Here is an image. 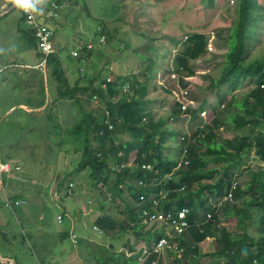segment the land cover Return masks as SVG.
Returning <instances> with one entry per match:
<instances>
[{
	"label": "rangeland",
	"instance_id": "374dc122",
	"mask_svg": "<svg viewBox=\"0 0 264 264\" xmlns=\"http://www.w3.org/2000/svg\"><path fill=\"white\" fill-rule=\"evenodd\" d=\"M47 1L33 0L37 7L39 5V8H44ZM259 1L261 5L258 11L261 13L264 11V0ZM84 2L85 0H72L70 4H67L66 10L68 12L63 15L69 14L66 18L61 16V23H58L59 26L55 24V27H58L51 38L54 46L53 53L57 52L60 55L66 75L72 81L71 84L81 75L88 78L97 75L98 78L94 85L99 84L105 76H111L112 73L116 75L128 74L131 79L133 73L141 71L147 64V60L139 54L144 52L147 57H153L156 62L154 70L150 71L151 77L147 82L145 98L151 100L147 104L148 109H153L157 118L161 114L169 115L173 109L180 107L181 111L179 114L176 113L175 118L171 117L166 120L169 126L173 125L184 134H191L196 127H201L203 131H206L214 110L221 108L224 104L220 101L218 91L203 93L201 85L209 84L208 75L218 73V63L223 60V54L226 51L224 30L226 26L230 25L234 16L235 1L86 0L90 15L85 14ZM115 4H117L116 7L119 12L115 13L116 9L114 8V13H110V6ZM105 7L108 8L106 13H103L102 10ZM125 13H128L126 18L123 17ZM20 15V9L14 8L8 16L0 19V65L8 67L9 70H22L31 67L26 64L24 67L22 64L17 66L6 65V63H34L37 59L33 53V48L29 47L22 38V33L16 32L15 27ZM36 15L38 16L39 12ZM25 27L26 29L31 28L35 34L34 25ZM100 27L104 31H109V36L101 34L104 36V40L101 42L98 32ZM195 31L205 35L206 54L188 61L187 68H182L177 62L176 55L184 48L186 34ZM140 32H144L146 36L141 35ZM259 35L261 38L259 45L264 48V18L260 21ZM102 38L100 37V40ZM92 43L94 47L91 49L96 50L97 53L91 55L85 62L71 57V54L74 55V51L80 53L81 48L84 50V45L91 46ZM148 43H154L155 51L153 53L145 51L144 46ZM125 46L126 49H124ZM87 48L89 49L88 46ZM84 52L88 53L85 50ZM70 66L82 69L80 72L76 70V72L71 73L69 71ZM6 72L9 75L8 70ZM16 79H20V77L16 76ZM24 82L31 84L33 90L38 89L35 78H28ZM255 84V80L247 78L241 86L234 89V93L242 97ZM124 87L127 90H124ZM223 91L225 101V97H231L232 92L227 93L225 87H223ZM132 94L131 84L125 83L122 92L119 90L118 94L111 99L113 102L122 101ZM20 97H24V95L9 85L7 81L0 79V158L5 156L1 147L2 140L16 142L23 137L26 139L24 143L27 144L21 150L19 158L18 155L9 158L10 167L5 171V174L0 173V247L3 244L6 248L4 251L17 259L16 263L7 262L4 264H98L94 257L95 254L101 252L100 249L97 252L98 247L102 248L108 243L113 244L115 241L118 242L119 250H126L128 255L131 254L125 248L124 242L129 236L130 242L135 241L133 233H130L129 230L127 232L119 231L117 224L114 223L115 227L112 226L113 222L110 224V228L97 222L99 218L105 219L106 213L117 220L128 221L126 203L122 201L123 198L120 195L112 198L113 194L110 191L107 194L106 185L102 181L97 182L98 188L95 187L93 185L94 179L89 175L91 172L89 168L84 167L74 175L69 174L77 166L79 160L77 156L75 161H71L74 155H77L70 152L72 146L74 148L72 139L69 141L66 138L69 142L62 143L61 136H57V133L52 131L48 136H42L43 131L48 130L49 127L40 120H37L38 122L30 121L31 124H34L32 126L35 129L27 132L26 136H22L18 124L24 118V120L33 119L28 114L31 111L28 107H19L6 120L1 117L4 109ZM70 107L71 117H73L74 110L71 105ZM32 110H35L34 115L42 116V112H40L42 110ZM84 112L92 113L97 117L104 113V123L108 125V130H111V133L109 132V136L99 137H95L92 133L90 148L101 156L98 147L99 145L103 147V151L107 155L106 158L114 169L111 170L110 177H114L115 171H120L124 163L118 166L117 162H113L115 155L120 154L121 151L115 153L113 151L114 146L111 144L118 145L124 138L137 145L139 142L125 132L118 137L112 133L114 127L110 121V111L97 95L93 96L90 103L86 102ZM19 113H23L24 117H19ZM150 114L154 115L152 111ZM247 114L244 111V115ZM225 116L226 114L222 115L223 118ZM11 119L16 122H12ZM43 127L46 128L43 129ZM52 130L60 129L53 127ZM217 131L225 139L233 136L226 124L218 128ZM239 134H243L242 131ZM180 140L181 135L178 133L173 140L176 147L173 149L171 148V140H167V157L175 156L178 159L181 157V152L177 148ZM103 142L110 143V146ZM27 154L30 155L26 156ZM241 157L243 164L238 170L241 173L232 179L236 185L239 183L244 185L250 179L251 173L258 171L261 167L254 148H251L249 152L241 153ZM22 158L24 160L21 161L20 168L16 167ZM133 159L134 151H131L126 163L131 165ZM208 165L214 166L215 163L209 161ZM1 166L5 165L0 160V168ZM15 168L18 170H14ZM176 170V167L172 168L169 173L164 175L163 179L166 181L173 177ZM121 188L125 189L126 187L121 186ZM186 193L187 190L182 185L176 197L179 198ZM124 194L130 200L128 194ZM14 195H18V197L15 199ZM220 199L221 196L209 198V201L214 202ZM174 205L176 206V204ZM214 205L217 207V211L222 209L219 203L214 202ZM194 212L197 217L202 219L200 208L195 209ZM60 214L62 215L60 216ZM211 217L212 213L206 216V220ZM257 218L258 212L255 211L249 228L251 234L260 230ZM19 221L21 223H18ZM199 222L197 221V223ZM138 223L144 225L141 232L149 229L153 231L161 229L163 225L160 220L153 223L150 216L146 218L142 214ZM235 223V218H230L225 222V225L232 236L239 237L242 231L234 226ZM218 225L221 226V224ZM164 228V233L168 237L174 238L175 245V228L170 226ZM187 229L186 227L182 231L183 239L186 241L184 248L187 246L186 255L183 254L185 264L191 259L196 264H210L209 257L201 255V252L208 253L215 249V236L209 234L202 241L193 243ZM21 230L25 234H30L25 244L21 242ZM100 231L101 233H99ZM74 233L77 234V238H73ZM12 235H16V238H13ZM3 237L11 238L12 243L3 240ZM142 237L141 235L136 247L141 250L140 259L143 263L151 251L149 248L148 252L143 253L145 240ZM154 247L155 245H152V249ZM155 250H152L156 253L154 262H162L161 260L166 258L165 251L156 248ZM4 251L2 253H5Z\"/></svg>",
	"mask_w": 264,
	"mask_h": 264
},
{
	"label": "trees",
	"instance_id": "16d2710c",
	"mask_svg": "<svg viewBox=\"0 0 264 264\" xmlns=\"http://www.w3.org/2000/svg\"><path fill=\"white\" fill-rule=\"evenodd\" d=\"M6 1L9 2L8 4L13 2V0ZM51 1L53 0L47 1L37 17L40 24H48L55 32L59 26L55 27V24L59 23V19L54 15H46V8L50 7ZM56 1L62 6L66 2L71 3L72 0ZM234 1V16L230 25L226 26L224 30L226 51L223 54V60L218 63V73L208 75L209 84L201 85L203 93L218 91L220 101L224 104L221 108L214 110L206 131H203L201 127H196L191 134H184L173 125L169 126L166 120L171 117L175 118L176 113L179 114L181 111L180 107L173 109L169 115L161 114L157 118L154 110L148 109L147 104L151 100L145 98L147 82L151 77L150 71L154 70L156 62L153 57H147L144 52L139 54L147 60V64L141 71L133 73L131 79L128 74L116 75L112 73L111 76H105L97 85H94L98 78L97 75L91 78L81 75L71 84L72 81L66 75L60 55L54 52L47 56V82L50 87V94H47V89L41 78L40 88L34 95L27 96L28 103L32 106L36 104L37 107L44 105L48 111H44V113L42 111V115L54 114L53 105L56 107L65 103L69 107L70 113L66 115V123L70 120L71 124L65 128L61 142H69L72 139L74 148L72 146L70 152L77 155H74L71 161H75L77 156L79 158L77 166L69 174L74 175L81 168L87 167L91 170L89 175L94 179L93 185L95 187L98 188L97 182L102 181L106 185L107 194L109 191L113 194L112 198H116L117 195L122 196V201L127 205L128 221L117 220L106 213L105 219L99 218L97 222L104 227H109L113 222V227H115V223L119 231L127 232L129 230L136 239L130 242L129 236L124 242L125 248L131 252L129 255L126 250H119L118 242L113 240H111L114 242L112 245L108 243L102 248L98 247L97 252L99 249L101 252L94 255L98 264H139V252L141 251L137 249L136 244L141 235L150 248L147 249L151 251L142 264H174V257L171 256V252L166 253V263L163 260H161L162 262H154L156 253L152 252V245L160 236L164 235V233L160 234L159 232L163 229L154 231L149 229L141 232L144 225L138 223L143 210L153 209V199L158 200V207L167 212L174 208L186 207L189 209L188 220L191 225L187 231L193 243L202 241L209 234L215 236V249L208 253H201V255L209 257L210 264H264V48L259 45L261 43L260 21L264 18V11L261 13L258 11L261 5L259 0ZM116 6L117 4L110 6V13H114L115 9V13L119 12ZM83 7L87 12L85 14L90 15L86 0ZM107 8L105 7L102 12L106 13ZM20 11L21 15L15 27L16 32L22 33V38L29 47L33 48L36 57L43 58L44 52L39 48V38L31 28L26 29L25 27H30L27 24L26 11L22 9ZM10 12L11 10L1 15L0 19L8 16ZM127 15L128 13H125L123 17L126 18ZM98 32L100 35L109 36V31H104L101 27ZM140 34L145 35L144 32H140ZM154 43L146 44L144 46L145 51L153 53L155 51ZM83 49L88 53L81 48L80 53L71 54V57L85 62L87 58L97 53L94 49H88L86 45L83 46ZM206 49L205 35L202 32L188 33L184 48L176 55L177 62L182 68H187L188 61L206 54ZM134 50L136 51V49ZM71 67L74 66H70V71L74 72ZM81 69L77 68L78 72ZM247 78H252L256 84L240 97L234 93V89L241 86ZM52 81L55 82L56 89H52ZM10 82L11 80L8 81V83ZM125 83L131 84L133 94L122 101L113 102L111 98L118 94L119 90L122 92ZM25 86L26 88L30 87L29 83ZM12 87L17 90L19 84L13 82ZM223 87L226 88L227 93L232 92L231 97H225V101ZM94 95L103 100L105 107L110 111V121L114 127L112 133L118 137L125 132L139 142L137 145L124 138L118 145L111 144L114 146L113 151L115 153L121 151V155H115L113 162H117L118 166L124 163L120 171H115L114 177H110V172L114 169H112L110 161L107 160L103 147L101 145L98 147L101 156L90 148L92 133L95 137L109 136L111 131L108 130V125L104 123V113L97 117L92 113L84 112L86 102L90 103ZM70 105L74 110L73 117H71ZM150 110L154 115L150 114ZM244 111L248 114L244 115ZM33 112L35 111L28 113L33 119L24 120V118L18 124L22 136L35 129L32 126L34 124H31L30 121L36 122L40 116L34 115ZM223 114H226L224 118L222 117ZM19 117H24L23 113H19ZM59 124L62 123H60L57 114L50 117L47 121L49 129L44 130L42 136H48L51 131L53 133L60 131L61 125ZM225 124L233 133L231 138H222L217 131ZM53 127L60 130H52ZM45 128L43 127V129ZM241 131L243 134H239ZM178 133L181 135V140L177 145L179 152H181L180 161L177 157L172 156L170 158L166 154L167 140H171L172 149L176 148L173 140ZM24 140L26 139L23 137L16 142L2 140L1 147L4 151V158L11 159L17 155L19 158L22 147L27 146ZM103 143L110 146L108 142ZM251 148L255 149L261 167L258 171L251 173L250 179L244 185L238 182L239 184L233 186L232 179L241 173L238 171L240 165L243 164L241 153L249 152ZM131 151H134L133 163L127 165L126 161ZM22 160L24 158L18 163H21ZM186 161L187 163H185ZM209 161H213L215 165L209 166ZM175 167L177 170L174 176L165 181L164 175ZM120 185L126 188L122 189ZM182 185L186 188L187 193L178 198L176 195ZM228 192H231L233 199L226 200L221 205L222 209L217 211V207L209 201V198L222 197L224 193ZM124 193L128 194L130 200ZM17 197L18 195H14L15 199ZM161 201L163 202L161 203ZM198 208L202 213V219L197 217L194 212ZM255 211L258 212L257 223L260 224V230L251 234L249 228ZM207 212H211L212 217L206 220L205 214ZM230 218H235L234 226L242 231L239 237L232 236L226 228L225 222ZM197 221L200 222L197 223ZM218 224H221L222 228ZM20 234L21 242L25 244L30 234H25L22 230ZM12 237L16 238V235H12ZM3 240L12 243L9 237H3ZM178 240L181 242L180 244L185 246L186 241L183 239V235L179 236ZM0 248V264L17 262L16 258L4 251L6 248L3 244ZM183 264H185L184 261ZM186 264L196 263L191 259Z\"/></svg>",
	"mask_w": 264,
	"mask_h": 264
},
{
	"label": "crops",
	"instance_id": "0c3cea01",
	"mask_svg": "<svg viewBox=\"0 0 264 264\" xmlns=\"http://www.w3.org/2000/svg\"><path fill=\"white\" fill-rule=\"evenodd\" d=\"M8 3L9 2L6 1V0H1L0 1V11L2 9H4L6 6H8V5L11 4V3L10 4H8ZM67 4H70V3H67L66 2L61 7L60 17H59V24L61 23V16L65 12H68L66 10L67 9ZM40 12L41 11H39V13ZM72 12H74V11H72ZM68 14L63 15L64 18H66ZM39 48H40V46H39ZM42 59L43 58H41V57L40 58L37 57V59H36V61L34 63H29V62L6 63V65L10 64V65H17V66H18V64H22V66H24V64H26L28 67H31V68H23L22 70H17V69L9 70L8 67H5L4 65L3 66L0 65V79H3V81H7V82L9 80H11V82L8 83L11 86H12V83L13 82H17V84H19V87H18L17 91L21 92L22 95H24V97H20L19 99H17V102H14L13 104H11L10 106H8L7 108L4 109V111H3L4 113L1 115V117L4 118L5 120L7 119V117H9L11 115L12 112L16 111L19 107H28L29 110H31V111H35V110H32V109H36V110L40 109V110L43 111V113H44V111L45 112L48 111L44 105L43 106H40V107H37L36 104H34V106L30 105L28 103L29 100L27 99V96L28 95H34V93L40 88V85L39 84H40V81L42 79H43V82H44L45 87L47 89L46 90L47 94L48 93L50 94V87L48 86V82H47V79H48V77H47L48 73H47V68H46L47 67V62L45 63V65L43 67L38 66L42 62ZM35 65H37V66H35ZM24 67H26V66H24ZM7 70L9 72V75H7V72H6ZM71 70H73L74 72H76L77 68L76 67H71ZM69 71H70V67H69ZM74 72H71V73H74ZM16 76H19L20 79H16ZM28 78H35L36 79L37 85H38V89L33 90V86L31 84H29L30 87H27L26 88L25 84H28V83H25L24 80H27ZM53 88L56 89V84H55L54 81H52V89ZM15 103H19V104H15ZM52 110L54 111L53 112L54 114H51L50 113V115L49 114L42 115L43 116L42 118L39 115L41 119L38 118V120L42 121V123L47 126V121L50 119V117H52L53 115H56L57 114L60 123H62V124H59V125H62L63 128L60 131H57L56 133L58 134L57 136H61V138H63L64 133H65L64 132L65 131V128L71 124L70 123V120H68L67 121L68 123H66V115H69V113H70L69 107L66 106L65 103H64L63 105H58L56 107H55V105H53V109ZM31 111H29V112H31ZM42 111H40V112H42ZM64 119H65V123H64ZM23 148L24 147H22V149ZM2 158H4V157H2ZM4 159H7V158H4Z\"/></svg>",
	"mask_w": 264,
	"mask_h": 264
},
{
	"label": "clouds",
	"instance_id": "9594fccd",
	"mask_svg": "<svg viewBox=\"0 0 264 264\" xmlns=\"http://www.w3.org/2000/svg\"><path fill=\"white\" fill-rule=\"evenodd\" d=\"M54 2H56L58 5H59V2H57L56 0H53ZM53 1H51V2H53ZM51 2H50V4L49 5H51ZM13 4H14V6L16 7V8H18V9H22V10H24V11H29V10H31V11H36V12H34V14L36 15V13L37 12H39V11H42V8H39V7H37V5H36V3H34L33 2V0H13ZM61 5H59V8H58V10H57V15L55 16V17H57L58 19H59V16H60V10H61ZM46 15H47V12H46ZM36 17H37V15H36ZM37 19H38V17H37ZM48 19H51V18H48ZM39 20V19H38ZM27 24H29L28 22H27ZM30 25V24H29ZM59 25V24H58ZM30 26H32V25H30ZM53 30V29H52ZM53 32H54V30H53ZM100 37H103L104 38V36H101L100 35ZM100 37H99V41L101 42V41H103L104 39L102 38V40H100ZM86 46H88L89 48H93L94 47V44L92 43V45L91 46H89L88 44H86ZM54 47V46H53ZM74 52H76V51H74ZM53 53V52H52ZM77 53V52H76ZM76 53H74V54H76ZM51 54V53H50ZM43 59H44V57H43ZM42 59V60H43ZM46 62H47V59H46ZM45 62V63H46ZM45 65V64H44ZM119 155H121V153L119 154ZM0 160H1V162H3V163H8L9 165H10V163L8 162V160L9 159H4V158H0ZM185 163H187V161L185 162ZM127 164V163H126ZM128 165V164H127ZM16 167H19L20 168V163H18L17 164V166ZM14 170H18V168H15ZM4 174H5V172H4ZM232 185L233 186H235L236 185V183L235 182H233L232 181ZM228 193H231V192H228ZM228 193H226V194H228ZM225 193H224V195H226ZM223 195V196H224ZM223 196L221 197V199L220 200H216V201H214L215 203H219L220 204V206L222 205V203L224 202V201H226V200H224L223 199ZM141 198H142V196H141ZM232 199H233V197H232ZM212 202V201H211ZM214 202H212L213 203V205H214ZM153 209L152 210H143V212H142V215L144 216V217H146V218H148L151 214H158V213H163V214H167V213H169L172 217H177L178 216V213H179V211H181L183 208H186V207H183V208H174V209H172V210H168V212L167 211H165V210H163V209H160L159 207H158V200H156V199H153ZM215 206V205H214ZM188 209V208H187ZM219 211V210H218ZM188 212H189V209H188ZM211 212H207L206 214H205V216H208L209 214H210ZM60 215H62V214H60ZM186 219H187V221H188V226H187V228L191 225V223L189 222V220H188V213H187V217H186ZM158 220H160V223H162L163 225H162V228L161 229H163L162 231H159L160 232V234L161 233H164V225L165 226H170V227H173L174 228V226L172 225V222H171V219H166V220H161V219H153V223H157L158 222ZM58 222H61V221H58ZM176 231V230H175ZM99 233H101V231L99 232ZM75 234V233H74ZM181 235H183V233L182 232H177L176 231V234H175V239H176V244L174 245V238H172V237H168L165 233H164V235H162V236H160L159 238H158V240L156 241V243L154 244L155 245V247H154V250H155V248L157 249V250H163V251H165V254L167 253V252H171V254L173 255V257H174V264H176V263H178V264H183V261L185 262V258L183 257V254H185L186 255V248H184V245L183 244H180L181 242L178 240V237L179 236H181ZM76 236H77V234H76ZM162 238H166L167 240H168V245H166V246H164V247H162V248H158V246H157V244H158V242H159V240L160 239H162ZM169 244H171V246H169ZM112 245V244H111ZM148 246L146 245V243H145V247H144V253L145 252H148ZM178 250H180L181 252L179 253V251ZM141 251V250H140ZM175 253H176V255H175ZM171 255V256H172ZM166 257V256H165ZM139 261H140V263L139 264H142V262H141V259H140V257H139ZM163 262H167V259L165 258L164 260H163Z\"/></svg>",
	"mask_w": 264,
	"mask_h": 264
},
{
	"label": "built area",
	"instance_id": "2783aa9c",
	"mask_svg": "<svg viewBox=\"0 0 264 264\" xmlns=\"http://www.w3.org/2000/svg\"><path fill=\"white\" fill-rule=\"evenodd\" d=\"M59 8V5L56 2H51V5L49 7V10L47 11V15H57V10ZM27 15V22L30 25H34L35 27V34L39 38V46L44 52V59L42 62L38 65L43 67L47 56L54 51L53 44L51 42V38L53 35V30L49 27L48 24H40V20L37 19L36 15L32 11H26ZM104 39V38H103ZM76 53V52H74ZM124 90H127L124 87ZM5 166H1L0 168V173H4L6 170L9 169L10 165L8 163H3ZM1 177V174H0ZM224 200H232V195L231 193H228L223 196ZM188 213L187 208H183L181 211H179L177 217H172L169 213L163 214V213H158V214H151L150 218L151 219H161V220H166V219H171L172 225L174 226L175 230L179 233L182 232L187 226H188V221L186 219ZM61 216V215H60ZM59 220H61V217H59ZM73 238H77L76 234L72 235ZM168 245V240L166 238H162L159 240L157 246L158 248H162L164 246ZM171 246V244H169ZM179 253L181 252L178 250ZM178 264V263H176Z\"/></svg>",
	"mask_w": 264,
	"mask_h": 264
},
{
	"label": "water",
	"instance_id": "95a60500",
	"mask_svg": "<svg viewBox=\"0 0 264 264\" xmlns=\"http://www.w3.org/2000/svg\"><path fill=\"white\" fill-rule=\"evenodd\" d=\"M13 8H15V6H14V4L12 2L10 5L6 6L4 9H2L0 11V16L3 15L4 13H6V12L12 10Z\"/></svg>",
	"mask_w": 264,
	"mask_h": 264
},
{
	"label": "bare ground",
	"instance_id": "6f19581e",
	"mask_svg": "<svg viewBox=\"0 0 264 264\" xmlns=\"http://www.w3.org/2000/svg\"><path fill=\"white\" fill-rule=\"evenodd\" d=\"M46 10L48 11L49 10V7L46 8ZM231 191V190H230ZM165 226V225H164ZM165 229V228H164ZM174 229V228H173ZM166 232V231H165ZM167 235V234H166ZM175 235V234H174ZM149 248V247H148ZM124 249V248H123ZM154 250V249H153ZM156 251V250H155ZM139 252V251H138ZM141 253V252H139ZM144 253V252H143ZM142 254V253H141Z\"/></svg>",
	"mask_w": 264,
	"mask_h": 264
}]
</instances>
